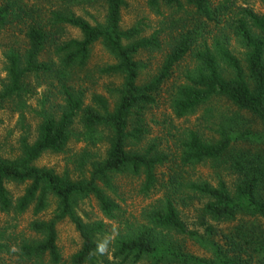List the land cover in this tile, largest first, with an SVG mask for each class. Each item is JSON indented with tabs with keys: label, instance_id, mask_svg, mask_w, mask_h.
Masks as SVG:
<instances>
[{
	"label": "trees",
	"instance_id": "obj_1",
	"mask_svg": "<svg viewBox=\"0 0 264 264\" xmlns=\"http://www.w3.org/2000/svg\"><path fill=\"white\" fill-rule=\"evenodd\" d=\"M91 1L60 0L43 11L21 0H0V27L24 29V49L3 52L0 110L10 104L23 112L35 90L44 92L34 111L39 119L34 141L24 137L13 159L0 156V213L20 216L32 209L38 216L54 205L51 217L31 222L32 235L16 244L18 260L65 264L57 247V226L68 220L81 245L66 264H264V16L230 0L218 5L209 0H147L157 15L163 9L189 17L179 31L161 39L162 29L146 37L140 23L121 28L126 0H103L104 23L91 24L69 8ZM67 27L80 38L63 40ZM96 44L115 61L101 75L122 80L112 90V107L100 95L86 103L85 91L75 84ZM164 44L169 49L157 72L141 82L147 65L140 57L163 51ZM187 60L191 67L170 91L168 107L175 120L204 108L197 128L185 130L176 155L157 141L142 146L149 135L146 113ZM213 101H224L230 109L211 123ZM72 140L87 147L104 143L106 150L90 158L88 167L89 156L81 154L75 178L35 165L45 153L64 152ZM203 166L211 170L210 181L190 175ZM164 167L167 172L160 171ZM122 175L141 178L140 194L155 197L139 221L124 219L114 200L115 181ZM8 184L24 186L22 195L14 200ZM86 200L121 226L110 245L102 239V222L80 216L79 205ZM191 208L194 229L183 218V209ZM7 231L0 233V254L11 236ZM187 241L202 255L188 251ZM103 244L110 259L102 253Z\"/></svg>",
	"mask_w": 264,
	"mask_h": 264
},
{
	"label": "rangeland",
	"instance_id": "obj_2",
	"mask_svg": "<svg viewBox=\"0 0 264 264\" xmlns=\"http://www.w3.org/2000/svg\"><path fill=\"white\" fill-rule=\"evenodd\" d=\"M29 5L37 6L46 11L51 8L52 5H58L60 0H21ZM184 1V0H182ZM212 4L218 5L225 0H209ZM229 1V0H227ZM237 7L251 8L255 13L264 16V0H230ZM70 10L75 16L82 17L91 24L104 23L105 20V5L103 0H92L88 4H82L75 2L70 5ZM189 20L188 16H173L169 10L162 9V15L155 14L147 6V0H126V7L121 12V28L123 30L129 29L137 23L144 25L145 34L149 36L151 32L162 29L161 39H168L171 33L175 34L179 31L181 24H186ZM162 22V23H161ZM24 29L22 26L6 25L0 27V90L2 83L4 82V51L10 47L16 49H24ZM79 33L72 28L67 27L62 35L63 40L79 39ZM165 42V41H164ZM164 50L161 52L144 53L140 60L147 65V69L143 72L141 82L152 77L161 65L164 55L168 52V46L164 44ZM101 44H96L90 48V58L88 64L83 72H80L76 76L75 84L80 86L85 91L86 103L90 100L92 95H100L106 98L110 106L113 104L112 90L117 89L121 85V78L118 76H104L101 75V69L106 66L113 65L114 59L107 53ZM190 61L187 60L179 65L169 81L162 88L157 103L151 108L145 116L146 127L149 129V135L142 142V146H147L151 142H159L161 148L173 155H176V146L179 144L185 130L197 128L199 122L198 118L201 117L204 112V108L197 111L194 116L187 119L175 120L170 113L168 107V98L172 88L183 80V73L186 68H190ZM33 98L28 102L29 109H25L23 112H16L13 110L12 105L7 104L0 110V156L7 159H13L20 153V142L24 137H27L28 142L32 143L36 137V130L38 128L39 119L34 111H38V103L43 97V90L37 89ZM212 107V114L214 117L210 119L211 123L214 122L219 115H226L229 112V104L224 101H213L209 104ZM207 106V108L209 107ZM229 108V109H228ZM22 115V116H21ZM22 117V118H21ZM246 118V117H244ZM211 127L210 123L206 124ZM206 125H201V129H206ZM210 129H206L205 133L209 134ZM106 150V145L99 144L95 147L86 146L83 143H76L72 140L65 151L60 154L45 153L36 162L37 167H45L53 169L57 174L67 172L71 178H75L80 173L79 157L84 152L87 153L89 158L87 159V167L90 162V158L97 155L103 156ZM85 169H87L85 167ZM161 172H167V167L160 170ZM211 170L207 166L197 167L195 170H191L190 175L194 178H203L210 181ZM142 179L131 178L126 175L118 177L115 181L117 186V196L114 200L118 207L123 211V218L129 220L131 223L135 220L141 219V214L147 207L154 201L153 195L144 197L140 194V185ZM7 190L11 197L15 200L22 195L24 186H16L14 184H8ZM54 205L52 204L47 211L42 212L38 216L34 215L32 209L20 216H16L12 213L2 214L0 213V233L4 229H8L7 234L11 235L10 239L5 241L6 250L0 254V264H21L18 260L16 252V244L19 243L21 237H30L32 235L29 230L31 222L41 219H49L52 215ZM79 214L83 220H89L91 222H102L105 225V230L102 239L105 240V244L112 243L119 233L121 227L116 221H108L97 210V206L94 201H84L79 205ZM184 216L188 227L194 229L192 225L195 222V214L193 209H183ZM102 246V253L106 256V259H110L109 247ZM81 240L78 233L75 231L73 225L64 220L57 226V247L60 252L62 262L68 263L70 257L80 249ZM185 248L195 255H202V251L194 246L190 241L185 242ZM9 251H8V250ZM145 264V263H143Z\"/></svg>",
	"mask_w": 264,
	"mask_h": 264
}]
</instances>
